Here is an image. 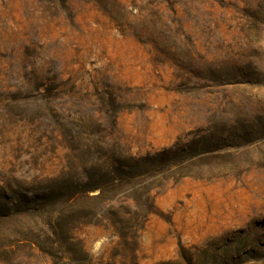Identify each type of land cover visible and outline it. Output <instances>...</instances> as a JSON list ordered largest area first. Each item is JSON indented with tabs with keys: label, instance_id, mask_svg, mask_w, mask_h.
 <instances>
[{
	"label": "rangeland",
	"instance_id": "374dc122",
	"mask_svg": "<svg viewBox=\"0 0 264 264\" xmlns=\"http://www.w3.org/2000/svg\"><path fill=\"white\" fill-rule=\"evenodd\" d=\"M102 138L178 149L141 228L51 193ZM0 264H264V0H0Z\"/></svg>",
	"mask_w": 264,
	"mask_h": 264
},
{
	"label": "trees",
	"instance_id": "16d2710c",
	"mask_svg": "<svg viewBox=\"0 0 264 264\" xmlns=\"http://www.w3.org/2000/svg\"><path fill=\"white\" fill-rule=\"evenodd\" d=\"M29 62L33 75V57L29 59ZM80 147L87 154L86 158H81L79 161L83 171L79 174L75 171V165H69L62 172V189L51 193L62 199L65 210L70 213L74 222L91 221L102 217L103 212L93 207L97 201L112 205L119 197L122 201L128 202L133 199L134 194L139 193L142 196V203L135 210L123 209L120 213L110 210L108 214L113 217L120 214L122 218L128 215L132 221L136 222V226L140 227L141 220L145 221L154 211V197L161 190L167 176L163 172L168 171V176H174L176 172L174 169L171 170L173 164L164 165L167 156L178 150L176 146L141 156L133 155L119 140L108 141L105 138L95 142L87 140L81 143ZM194 155L201 157L208 154L196 151ZM160 172L163 174L157 176L156 174ZM95 190L97 193L91 194ZM153 191H156L154 195ZM69 238L74 239L71 234ZM79 248L83 252L81 244Z\"/></svg>",
	"mask_w": 264,
	"mask_h": 264
}]
</instances>
